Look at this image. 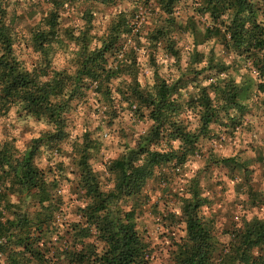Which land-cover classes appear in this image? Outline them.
<instances>
[{
	"label": "trees",
	"instance_id": "16d2710c",
	"mask_svg": "<svg viewBox=\"0 0 264 264\" xmlns=\"http://www.w3.org/2000/svg\"><path fill=\"white\" fill-rule=\"evenodd\" d=\"M51 2L57 8V11L51 12L47 19L46 24L51 31H45L42 28L34 34V43L40 51H44L48 39L57 34L59 10L63 8L61 0H51ZM180 2L181 0H156L165 13H173ZM143 3L147 8L151 0H143ZM204 5L195 11L201 15L205 12L211 14L210 19L213 26L207 27L206 36H202L197 31L198 26H206V23L198 20L196 16H191L186 21L187 27L191 28L196 35V42L204 43L213 36L217 37L226 48H229L226 44L229 42L237 54L241 56L247 54V59L250 60L255 57L254 62L257 63L255 67L264 77V61H260L258 56L259 53H264V28L257 23L259 10L254 4L249 3V0H204ZM230 8H236L239 11L231 25H228L222 16ZM245 9L251 12V16L242 19L240 13ZM152 11L155 9L153 8ZM136 19L127 20L122 15L120 22L111 27V35L105 41L104 47L91 54L87 52L88 44L91 42L90 32L85 31L82 40L76 39L77 44L83 45V59L77 61L79 67L76 79L73 80L72 77H67L61 72L52 71L49 66L47 70L44 68L37 71L48 78V82L43 87H37L36 77L18 71L21 63L14 55L10 30L0 20V48L5 53L4 56H0V84L4 85L0 101L20 97L21 89H33L25 91L22 96L28 103V113L35 114L37 118L47 114L50 120L57 122L60 130L56 134L49 135L46 138L48 141L57 142L64 139L66 137V132L62 131L65 126L64 117L72 101L81 97L93 83L98 84L97 90L101 92L104 80L111 81L113 77L128 74L123 64L118 70H110L107 65L119 60V53L124 51L128 35L134 32ZM249 20L252 24L250 30L245 28ZM261 23L264 22L261 21ZM172 28L187 31L183 24H177V19L169 18L164 25L151 31L147 38L154 42L152 48L156 49L159 46L178 58L179 50L176 47V39L173 38ZM200 54L197 52L195 56H200ZM127 58L132 59L133 66L137 65L138 55L134 50L130 56H126ZM45 63L49 65L50 61ZM218 66L220 72L225 68L221 63L212 65L214 68ZM134 76L135 73H132L135 86L130 88L129 97L126 99L131 104L137 105L135 109L137 113L141 115L147 113L149 119L155 123L146 135L143 134L136 140L135 147L127 148L126 155L122 153L111 161L108 166L109 171L115 176V184L111 189L103 188L99 174L90 164L89 149L92 145H88L79 153L76 185L78 191L76 193L78 194L77 200H82V203L75 205L74 218H67L63 222H59L57 218L56 221L64 225L62 233L60 224L55 222V215L56 207H61L63 204L64 194L58 191L57 180H51L46 171L35 164L36 157L40 155L38 146L43 141L32 142L31 150L18 160L15 166L11 165L12 156L8 153V146L5 145L4 150L0 151V170H3L5 163L10 164V171L3 170V174L0 175V185H3L5 180H10L12 185L11 188H6L0 193V202L5 204V211L15 217V222L12 219L0 222V240L10 230H14L7 237L8 243L0 245V252L7 253L4 261L0 258V264H28L30 262L35 264H150L153 251L150 243L138 230V224L134 222V219L137 221V209L132 207L126 210L122 203L134 198L146 201L145 187L152 178L165 174L162 169L165 167L178 168L187 163L190 154L202 153L200 141L208 136L212 122L215 120L224 122L221 117L227 113V107L219 111L212 107L216 99V84L200 87L199 99L197 95L193 97L196 102L192 104L195 107L201 106L204 111L200 116L199 133H191L188 125L179 117L181 112L179 110L182 107L180 89L185 87L182 79L179 78L169 85L167 80L160 78L157 81V96L153 98L150 92L139 90L140 86L135 82ZM86 78L90 82H86ZM69 84L72 85L69 102L55 108L51 107L49 97L62 94ZM261 88L264 89V85ZM249 91L250 89H244L246 96ZM212 92L215 94L214 97L211 95ZM107 93V96H111V89H107ZM239 95L240 90L230 88L224 93V98L229 104H234ZM189 105L191 106V103ZM231 124H235V121L233 120ZM164 139L181 140L183 142L182 152L172 151L165 155L156 151L158 143ZM51 145L50 143L49 146ZM169 146L171 148V144ZM143 156H146V161L140 165L138 162ZM215 162L232 169L239 167L245 176L249 173L244 165H237L235 159L217 158ZM11 193H18V199L23 198L22 202H27L24 198L27 193L32 205L27 202L23 214L19 209L12 212L13 206L7 203L8 194ZM191 193L197 198L196 203L193 206L190 200L185 199L184 218L181 220L186 225L188 241L185 242L182 239L180 244L176 242L177 247L172 251L173 255L169 264H237V261L239 264H264V222L259 220H254L251 224L245 222L243 231H234L235 227L229 231L239 243H231V254H225L229 243L220 244L215 233L214 221L201 214L202 208L208 202V197L203 196L200 181L194 184ZM44 201L49 202L47 207H43ZM171 217L176 219L175 215ZM0 221H4V212H0ZM56 234L61 235L63 250L60 247L53 249L52 236ZM13 240L18 250L9 248L8 245H11ZM42 242L43 246H41ZM61 255L66 256V263L59 261Z\"/></svg>",
	"mask_w": 264,
	"mask_h": 264
},
{
	"label": "clouds",
	"instance_id": "9594fccd",
	"mask_svg": "<svg viewBox=\"0 0 264 264\" xmlns=\"http://www.w3.org/2000/svg\"><path fill=\"white\" fill-rule=\"evenodd\" d=\"M63 8L60 9V28L57 42L46 45L49 48L48 60L51 61V68L57 72H61L67 77L76 79V72L79 65L78 60L83 59L82 56V44L69 43L68 38L64 35L66 29H73V36L77 40H82L83 34L88 28H92L89 39L87 52L88 54L94 53L104 47L105 41L108 40L111 35V27L120 22L121 16L127 20H131L133 13L137 14L139 24L137 25L135 32H140L141 35L137 38L139 46L135 41L129 39L128 44L125 46L124 51L119 53V63L110 62L107 65L108 69H119L123 64L128 72L127 75L121 74L117 77H113L111 81L104 80L105 89H113L114 85H120L125 93H128L131 87H134L132 73H135L134 80L139 84V90L142 92H150L153 98H156L157 87V68L150 66V59L153 55L158 56V69L161 79L168 81L169 85L175 83L181 75L186 73L191 67L194 71L202 72L210 78L201 87H207L212 84L217 85L216 99L213 102V109L220 110L227 107V113L222 117L225 123L231 124L234 120L235 133L233 137H227V147L220 145L216 148L215 154L218 159L229 158L235 159L237 165H244L248 170L253 169V165H257L255 173L250 183H245V177L241 173V169L237 167V178L233 183V187L236 185L241 186L240 191L237 193L238 201L240 202V211L234 215L232 222L235 225L234 231H243L244 224L253 223L254 220L264 222V177L260 175L264 171V167L259 166V157L264 155V91H261V86L264 85V77L254 65L256 58L247 59V54L241 56L235 51L231 53L225 52L226 59L224 64L231 69L228 72H220L219 68L212 67L213 64H219V57L213 56V52L218 45V38L213 36L206 40L203 44L196 42V35L192 32L191 28L187 27V19L191 16H196L198 20L206 21V26H198L197 31L202 35H207V27H212V21L210 19L211 14L205 12L203 15L197 13L195 9L204 7V0H181L176 5L172 17H169L167 13L161 10V7L156 3V0H151V3L147 8L144 7L143 0H61ZM249 3L254 4L255 8L259 10V13H264V0H249ZM2 5L8 13L13 11V7L16 5V0H0ZM21 8L17 10V15L22 10H26L32 6H35V16L32 20L26 21L30 24L35 32H39L41 29L37 25H41V21L49 18L51 12L57 11L56 6L51 0H20ZM187 6V7H186ZM155 9V14L152 13V9ZM239 10L236 8H230L229 11L222 16V19L226 24L231 25L232 21L236 18V14ZM90 14L91 24L89 20L85 18V14ZM242 19H246L251 16V12L247 9L240 13ZM71 18L70 22L65 23V18ZM169 18L177 19V24H183L187 31H179L178 28H172L174 33L173 38L180 42V48L182 54L177 61L176 59L168 56L165 58L159 53V46L152 48L153 41H150L147 37L149 32L165 24V21ZM10 23V21H9ZM135 23V21H133ZM257 23L261 28H264V23H261L257 19ZM8 24H5L7 27ZM45 31H51V28L44 24L42 25ZM171 28L172 26H166ZM245 28L250 30L252 28L251 21L249 20L245 24ZM224 31V29H222ZM13 36L27 37V43L32 44V34L24 30V25L20 27L12 34ZM231 39L229 35V40ZM61 41L63 43H61ZM25 41H21L24 43ZM15 48L16 45H13ZM135 51L138 55L139 63L133 66L132 59L127 58L132 51ZM203 53V59L199 62H193L192 57L197 53ZM5 53L0 48V56H4ZM108 55V54H106ZM259 60L264 61V53H259ZM21 66L18 69L19 72H26L33 77L37 78V87H43L48 82V78L37 72V69L43 70L48 65L43 59L42 53H34L32 48L25 49L24 54L17 57ZM115 60L116 58H112ZM37 63H33V61ZM235 61V63H234ZM67 71L65 72V69ZM140 69L142 71H137ZM86 82H90L86 78ZM95 86H98L95 85ZM4 85L0 84V95L3 94ZM230 88L240 90V95L237 96L234 104H229L227 99L224 98V93L229 91ZM250 89V98H245L246 93L244 89ZM33 89H21L20 97H12L6 100L0 101V151H3L5 144L8 145V153L12 156L11 165L15 166L16 162L27 153L33 147L34 141H43L38 148L44 155L41 158L44 163H47V157L52 156L54 162H62L67 171L62 175H71L72 158L65 156H58L49 151V144L53 147L56 145V141L49 142L46 138L49 135L56 134L60 129L57 122H54L48 118V115H42L37 119L35 114H29L27 111L28 103L22 98L25 91ZM181 94L187 100L190 93L197 94L199 99L200 89L194 85H189L187 88L180 89ZM72 93V85L69 84L63 90V93L56 96H50L51 107H57L69 102V97ZM116 97H119V93H115ZM97 99H100V95L96 94ZM137 105L131 104V109H135ZM243 108L245 111H241ZM121 114V119L113 124L112 128H108L107 123L111 116V106L107 103L104 104H92L91 100L85 96L83 100L77 99L75 103H71L66 110V116L64 117V123L66 126L62 128L63 132L69 134L68 143L74 144L73 147L66 149L67 153H72L75 156L78 152L84 150L85 141L83 139L84 133H94L93 139L100 141V152L106 161H111L117 152L124 153L126 150L123 147V139H117L119 128H122L124 132H129L132 129L136 130V135L140 134V125H152L155 121L146 120L139 121L134 116V113L129 109V104L121 100L119 107L116 109ZM204 109L197 105L195 109L188 110L186 113L185 123L189 124V132L198 134L200 116L203 114ZM107 113V114H106ZM179 123V121H177ZM119 126V128H118ZM100 128V132H96L97 128ZM211 128V125L209 126ZM7 129V134H5ZM147 127L143 129V134H147ZM171 144V148L168 144ZM135 147V144L131 145ZM183 142L181 140L165 141L162 145L155 149L161 154H168L172 151L182 152ZM89 151H94L89 149ZM209 154L206 150L201 154L197 152L195 155L190 154V158L187 163L182 167L177 168L176 172H179L182 176L187 174L188 181L181 188H178L168 199L167 210L171 215H175L177 220L184 218V201L190 200L193 206L196 203V197L192 195L191 189L195 183L204 175V168L208 161ZM146 161V156H143L139 160V164L143 165ZM195 161V162H193ZM43 167V164L41 165ZM236 165H234L235 167ZM190 169V171H189ZM3 170L10 171V164L5 163ZM3 170H0V175L3 174ZM10 180H5L3 185H0V192H4L6 188H11ZM251 190V191H250ZM251 192L256 193V209L249 212L244 208V204L250 205ZM18 193L8 194L7 203L11 204L12 212H16L19 209L23 214L26 209L27 202H22L23 198L18 199ZM177 197H179L177 199ZM48 201L43 202V207L48 206ZM163 203V201H161ZM75 207V205H72ZM0 212H4V221L12 219L15 222V217L10 212L5 211V204L0 202ZM134 222L139 223L134 219ZM186 229V225L184 226ZM231 227V225H230ZM64 225L60 224V231L62 233ZM161 229H155L160 231ZM10 230L5 237L0 240V243L7 244V237L12 234ZM150 233L154 230L150 229ZM175 238L178 244L183 241H188V233L186 230L181 231L179 227L175 230ZM229 243V247L226 248L225 254H231V243H239L235 236L226 238ZM53 242L60 247L58 236L53 235ZM215 243V241H213ZM224 240L220 241L223 245ZM167 241H165V245ZM12 250H18L14 240L11 245H8ZM43 246V242L41 244ZM61 250H63L61 248ZM165 255H167V248L164 249ZM156 254L153 253V256ZM0 257L6 258L4 253H0ZM63 259V257H62ZM239 264V261H237Z\"/></svg>",
	"mask_w": 264,
	"mask_h": 264
},
{
	"label": "rangeland",
	"instance_id": "374dc122",
	"mask_svg": "<svg viewBox=\"0 0 264 264\" xmlns=\"http://www.w3.org/2000/svg\"><path fill=\"white\" fill-rule=\"evenodd\" d=\"M74 3V2H73ZM144 7L146 8V5L144 4ZM21 8L20 0H16V5L13 7V11L11 13H8L6 9L0 5V20L3 21L4 24H8V28L10 30V34L13 40V45H16V47H13L14 55L17 59L18 56L23 55L25 49L31 47L32 51L34 53H42L44 61H50L48 60L49 56V48H46V45H51L55 42H57V37L59 35V28H60V14L58 16V27H57V34L53 38H49L48 42L45 44L44 51L38 50L34 43V34L36 33L35 30L31 27L30 24H27L26 21L32 20L35 16L34 8L35 6H32L26 10H22L19 15H17V10ZM153 14H155V11H152ZM168 16L173 15V13H167ZM260 21L264 22V13H259L258 16ZM85 18L89 20V24H91V17L90 14L86 13ZM132 19L137 18V14L133 13ZM197 18V17H196ZM48 19V18H47ZM47 19L41 21V25H37L38 28L42 29V25L47 23ZM71 18H65V23L70 22ZM137 20L136 27L139 24V20ZM10 21V23H9ZM203 21V20H202ZM204 23H207L206 21H203ZM202 22V23H203ZM24 25V30L32 34V44L27 43V37H21L19 35L13 36L12 34L16 31L20 25ZM134 28V31L136 29ZM155 29V28H154ZM152 29L151 31H153ZM88 31L91 33L92 28H88ZM150 31V32H151ZM149 32V33H150ZM183 32V31H182ZM134 33V32H133ZM130 34L127 37L126 45L129 42V39H132L137 43L139 46L138 37L141 35L140 32H135V35ZM64 35L68 38L69 43H76V38L73 36V29L69 28L64 31ZM25 41L24 43H21V41ZM61 43H63L61 41ZM218 45H222V47H217L214 52L213 56L219 57L220 63L225 67L222 72H228L231 69L229 66L225 65L223 62L227 58L225 55V52L231 53L235 51L229 42H226V44L229 46V48H226L219 40H217ZM200 44V43H199ZM203 44V43H201ZM176 47L179 50V57H174L170 55L165 49L159 48L160 55H163L165 58L168 56H171L172 58L179 61L182 49L180 48V42L176 39ZM201 53V52H200ZM203 59V53L200 54V56H193L192 61L193 62H199ZM18 60V59H17ZM137 64L139 63V60H137ZM33 63H37L35 60ZM114 63H119V60L115 61ZM235 63V61H234ZM257 63L254 62V65ZM48 65V64H47ZM218 65V64H216ZM51 68V61L48 67ZM150 66L153 68H157V81L160 79L159 75V69H158V56L153 55L150 59ZM222 67V66H221ZM218 68H220L218 66ZM67 69V68H66ZM47 70V68H45ZM52 71H55L51 68ZM112 70V69H110ZM37 71H41L37 69ZM137 71H142L138 69ZM182 79V83L185 85L184 88H187L189 85H194L196 88H200L202 84L206 83L207 80L210 78V76L200 73L197 71H194L191 67H189L188 71L181 75L180 77ZM97 83H93L89 89L86 90V92L79 98L83 100L85 96H87L92 104H104L107 103L109 106H111V116L113 119H110L107 123L108 128H112L113 124L121 119V114L116 110L121 100H123L125 103L129 104V109L134 113V116L138 118L139 121H146L151 120L149 119V116L147 113L144 115H141V113L136 112L135 109H131V103L129 102L127 97H129L128 93H125L123 88L120 85H114V92L113 89H111V96H107V90L105 87L102 88L101 92H98L97 90ZM130 91V90H129ZM261 91H264V89L261 88ZM115 93H119V97L115 96ZM96 94L100 95V99H97ZM197 94L190 93L187 100H185V97L181 94L182 98V107L179 111L180 112V119L185 123L186 120V113L188 110H193L196 107L192 104L196 102L195 98ZM211 95L214 97V92L211 93ZM250 91L247 98H250ZM77 99H74L72 103H75ZM191 103V106L189 105ZM242 112L245 111V109L241 110ZM107 114V113H106ZM223 117V116H222ZM221 117V118H222ZM39 119V118H37ZM199 125L201 126V121H198ZM186 124V123H185ZM188 127L190 126L187 124ZM211 128L209 127L208 136H206L204 139H202L199 143L202 149V153H204V150L207 151L209 154L208 161L206 163V166L204 168V175L200 178V187L202 190V194L205 197H208V202L204 205L202 208L201 214L212 219L214 221L215 226V233L218 236L219 240H224L225 242H228L226 238L230 237L229 231H231L235 225L232 222V218L234 215L238 214L240 211L239 204L237 198V193L240 191L239 185H236L233 187V183L237 178V169L230 168L229 166H223V164H220L218 162H215L217 159L215 151L216 148H218L221 144L224 145V147H227V137H233L235 133V128L232 124L229 123H221L217 120L212 122ZM229 125V127H227ZM66 126V125H65ZM152 125H140L139 132L140 134L136 135V130L132 129L129 132H124L122 128H119L117 139L120 140L123 139V147L125 150H127L128 147H132L131 145L135 144L136 140L143 135V129L147 127V132L150 130ZM200 128V127H199ZM101 129L98 127L96 129V132H100ZM5 134H7V129H5ZM94 133L86 132L84 133L83 139L85 141L84 148H86L88 145H92L90 149H93L94 151L90 152V164L94 171H96L99 174L100 180L102 182V186L105 190L111 189L114 187L115 184V176L109 171V164L113 159H116L118 156H120L122 153L117 152L114 158L111 161H106L104 157L101 155L100 152V141L98 139H93ZM69 140V134L66 133V137L62 140H58L56 142L55 147L52 145L49 146V151L55 153L58 156H65L72 158V165H71V175H62L66 169L65 165L62 162H54V159L52 156L47 157V163L45 164L44 161L41 159L43 157V153L40 152V155L36 157L35 164L40 169H44L47 173V175L50 177L51 180L56 179L57 180V189L60 191L61 194H64L63 197V204H61V207H56V217L55 222L60 224L59 222L65 221L67 218H74L76 208L72 205H78L82 203V200H77L78 194L76 193L77 188V181H78V158L79 153L78 152L75 156H73L72 153H67L66 149L68 147H73L75 149L74 144L68 143ZM168 141V139L162 140L160 143H158V148L162 145L163 142ZM51 142V141H49ZM8 146L7 144H5ZM170 143L168 144V147L170 148ZM212 157V159H211ZM195 162V161H193ZM43 164V167L41 166ZM259 166L264 167V155H261L259 157ZM182 166H179L180 168ZM257 165H253V169L249 170V173L247 176H245L242 172L239 173L245 177V183H250L253 175L255 173ZM177 168L174 167H165L162 169L165 174L162 176H159L156 178H152L145 187V195H146V201H143L142 199L134 198L127 201H124L122 203L123 208L126 210H130L132 207H135L137 210V221L139 222L137 227L140 233L145 237V239L150 243L152 247V260L150 261V264H169L170 260L172 258V251L176 249V238H175V230L177 227L181 229V231L185 230V223L181 220L173 219L167 210L168 205V197L172 195L178 188H181L185 185V183L188 181L189 177L187 174L181 175L179 172H176ZM190 171V169H189ZM262 177H264V171L260 173ZM251 191V190H250ZM27 194V193H26ZM24 195V198L27 200L29 204V196ZM179 197H177L178 199ZM163 201V203H161ZM256 193L251 192V198H250V205L244 204V208L247 209L249 212L257 210L256 209ZM264 203V201H262ZM32 205V204H31ZM33 210V209H32ZM64 210V211H63ZM166 216V217H165ZM58 218V221L57 220ZM231 225V227H230ZM150 229H153L154 232L150 233ZM155 229H161L160 231H155ZM58 240L60 242V245H62L61 242V235H57ZM53 237V236H52ZM44 239V238H43ZM47 239V237H46ZM183 239V238H182ZM165 241H167V244L165 245ZM53 249L57 248V244L55 242H52ZM165 247L167 248V255H165ZM61 248V246H60ZM53 253V252H52ZM153 253L156 255L153 256ZM5 254V253H4ZM7 256V253L5 254ZM58 255V254H57ZM63 257V259H62ZM2 261L5 260L1 259ZM0 260V262H1ZM63 261L64 263L67 262V258L65 255H61L59 261ZM28 264H35L34 262H30Z\"/></svg>",
	"mask_w": 264,
	"mask_h": 264
},
{
	"label": "built area",
	"instance_id": "2783aa9c",
	"mask_svg": "<svg viewBox=\"0 0 264 264\" xmlns=\"http://www.w3.org/2000/svg\"><path fill=\"white\" fill-rule=\"evenodd\" d=\"M1 193V192H0ZM2 243H0V245H1ZM1 253V252H0ZM0 258H3V257H0Z\"/></svg>",
	"mask_w": 264,
	"mask_h": 264
}]
</instances>
